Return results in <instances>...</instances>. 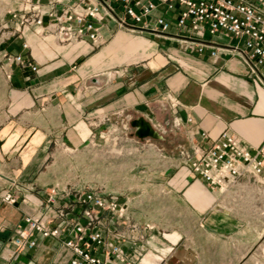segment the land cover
Listing matches in <instances>:
<instances>
[{
    "label": "crops",
    "instance_id": "obj_1",
    "mask_svg": "<svg viewBox=\"0 0 264 264\" xmlns=\"http://www.w3.org/2000/svg\"><path fill=\"white\" fill-rule=\"evenodd\" d=\"M121 31L109 22L101 28L100 41L114 39L108 53L123 51L138 61L96 72L87 67L94 49L87 42L61 44L51 38L27 49L2 46L31 58L38 71L13 65L10 78L1 76L0 190L10 189L16 202L0 201V264H68L72 257L61 238L36 236L38 244L24 251L13 244L24 218L46 203L53 185L45 163L59 143L78 149L98 140L109 123L142 117L160 139L178 135L182 149L189 147L191 131L203 147L231 131L251 150L264 151V83L250 75L234 51L235 38L215 34L198 39L174 28L167 35L144 31L151 36L134 40ZM199 41L205 45L202 53L195 49ZM212 50L216 54L211 56ZM202 132L208 139L200 138ZM201 190L196 184L186 194L196 196ZM200 197L203 215L210 205L204 193ZM210 215L203 216L204 223ZM105 223L104 237L113 240L108 231L113 223ZM112 227L124 237L115 240L121 242L127 264H198L180 229L160 232L131 226L129 220Z\"/></svg>",
    "mask_w": 264,
    "mask_h": 264
},
{
    "label": "built area",
    "instance_id": "obj_2",
    "mask_svg": "<svg viewBox=\"0 0 264 264\" xmlns=\"http://www.w3.org/2000/svg\"><path fill=\"white\" fill-rule=\"evenodd\" d=\"M12 16L18 20V29L23 27L22 35L27 28L43 39L51 35L59 42H87L93 47L101 43V28L109 22L131 32L167 35L175 28L198 39L226 35L237 40L233 49L248 65L250 75L264 83V0H47ZM199 42L195 49L202 53L205 45ZM20 44L30 48L25 40ZM215 54L212 50L211 56ZM1 59L7 78L13 65L38 71L35 62L22 53L3 50ZM195 135L194 131L188 134L189 147L181 153L199 181L220 193L264 195L262 149L251 150L231 131L220 133L209 147L200 145ZM199 136L208 139L205 132ZM61 199L65 201L59 204ZM0 201L13 204L16 197L3 188ZM105 219L113 223L108 229L113 240L104 237ZM118 220H129L118 196L90 188L54 187L42 208L24 218L25 226L13 244L24 251L38 244L36 236L61 238L72 256L68 264H127L122 244L116 241L124 237L112 227Z\"/></svg>",
    "mask_w": 264,
    "mask_h": 264
},
{
    "label": "rangeland",
    "instance_id": "obj_3",
    "mask_svg": "<svg viewBox=\"0 0 264 264\" xmlns=\"http://www.w3.org/2000/svg\"><path fill=\"white\" fill-rule=\"evenodd\" d=\"M39 1L47 3V0H0V93L1 76L7 78L8 74L1 59L2 46L20 45L21 40L41 44L53 38L54 43L59 42L56 36L46 35L43 39L31 29L25 28L24 35L23 27L18 29V20L12 15L25 13ZM121 30L118 34L125 39L151 36ZM113 40L100 41L95 47L89 43L94 48L88 55L91 58H87L90 72L115 64L121 68L138 61L139 58L129 59L130 55L123 51L108 53ZM101 131L98 140L78 149H70L64 143L52 149L45 163L50 171L51 188H90L118 196L126 205L129 225L153 227L160 232L180 229L199 257L198 264H264V195L233 190L220 193L198 181L183 158L181 152L185 147L178 146L179 139L175 138L178 135L164 140L139 138L135 127L125 118L109 123ZM188 175L192 177L189 183L185 181ZM196 184L202 189L199 194L187 195L188 189ZM202 193L210 206L200 215ZM209 212L210 218L204 223L203 216L207 217Z\"/></svg>",
    "mask_w": 264,
    "mask_h": 264
},
{
    "label": "water",
    "instance_id": "obj_4",
    "mask_svg": "<svg viewBox=\"0 0 264 264\" xmlns=\"http://www.w3.org/2000/svg\"><path fill=\"white\" fill-rule=\"evenodd\" d=\"M130 125L135 127V134L139 138H143L145 136H150L154 139H160L161 134L153 128L152 125L148 121H146L142 117L135 118L130 121Z\"/></svg>",
    "mask_w": 264,
    "mask_h": 264
}]
</instances>
